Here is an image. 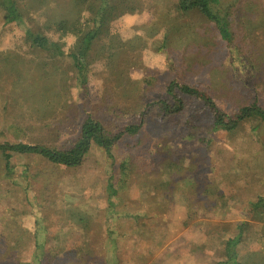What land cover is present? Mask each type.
<instances>
[{"label": "rangeland", "instance_id": "1", "mask_svg": "<svg viewBox=\"0 0 264 264\" xmlns=\"http://www.w3.org/2000/svg\"><path fill=\"white\" fill-rule=\"evenodd\" d=\"M142 1L144 9L113 24L112 33L121 41L119 52L112 57L110 66L100 62L93 68L88 94L76 90L71 79L72 68L65 61H39L37 64L42 58L27 52L28 46L24 44L26 23L4 22L0 17V56L5 51L13 52L19 70L0 76V148L5 147L0 149V253L4 251L6 236L20 226L24 238L37 234L41 242L48 241L43 249L47 254L44 263L53 264L56 261V258L53 261L56 255L52 250L53 235L60 231L67 240L66 249L73 255L77 249L73 248L81 244L78 226L83 225L88 228L89 246L94 253L89 264H214L222 261L223 243L237 234V225L252 223L249 204L259 196L264 197V171L257 168L248 178L244 165L248 158H254L264 166V148L256 140L264 141V124L259 122L246 123L244 129L235 134L229 133L224 123L211 138L209 136V142L185 143L174 138L162 143L159 127L146 125L150 138L138 151H133L142 173L160 169L162 160L169 156L183 154L189 157L185 165L191 167V172L186 175L191 181L188 193L197 191L205 200L207 190L216 188L220 192L217 196L208 195L205 204L196 205V213L188 227L182 225L185 207L180 212L171 210L170 214L164 215L168 226L161 246L138 241L130 231L116 246L106 237L105 216L109 200L116 199L111 198L107 190L109 168L114 167L118 178L121 159L131 151L127 135L114 142L109 151L95 146L78 168L54 165L37 152H28L31 146L38 144H58L68 148L73 125L83 124L89 115L113 133L128 125H139L144 119L140 112L143 107L160 98L170 100L166 90L173 81L217 95L222 112L233 114L256 98L264 104V86H254L260 74L264 77V18L261 19L264 11L242 12L245 17L241 23L233 25V46L237 52L239 48L241 55L261 62L259 71L257 68L251 70L256 74L254 83L250 71L231 64L233 50L222 41L213 23L196 13L180 14L175 9L176 0ZM261 4L264 5V0ZM262 21V27H258ZM241 60L247 62L245 57ZM2 65L5 70L9 68L4 66L5 63ZM55 77L59 78V85L68 89L64 96L67 105L62 103L56 107L57 113L69 115L64 125L50 110L54 97L48 91L47 98L41 97ZM23 95L28 102L22 101ZM125 105L132 110L123 115L119 109ZM36 109L52 116L40 121ZM133 109L138 113L133 114ZM195 110L191 104L185 114L170 120L168 125L170 128L178 125L179 129ZM49 122L51 127L59 125L62 137L48 136L50 131L47 134L42 125ZM43 137L47 138L42 140ZM248 143L252 152L245 151ZM15 144L24 145L26 150L17 152L12 148ZM161 147H167V150L159 156ZM132 177L134 180L128 188L121 189L127 205L142 201V190L137 187L135 173ZM116 178L113 183L117 186ZM160 193L162 195L164 191ZM147 207L142 204L138 210L143 213ZM19 232L15 230L13 235L20 236ZM255 232L260 238L246 242L242 247V258L264 264V231L258 229ZM28 245L23 252L22 264L30 261L35 250L33 242ZM0 264L20 263L5 261Z\"/></svg>", "mask_w": 264, "mask_h": 264}, {"label": "trees", "instance_id": "2", "mask_svg": "<svg viewBox=\"0 0 264 264\" xmlns=\"http://www.w3.org/2000/svg\"><path fill=\"white\" fill-rule=\"evenodd\" d=\"M142 9H144L142 0H0V17L4 22L18 21V23L28 25L24 44L28 46L27 52H32L37 58H42L43 61L37 60V64H40L39 61L43 63H47L49 60L51 63L65 61L68 67L72 68L71 79L74 87L86 94L89 93L90 76L94 74L93 68L100 62L110 66L112 57L119 52L118 45L121 44V41L112 33L113 24L124 16L136 14ZM175 9L182 15L196 13L213 23L219 31L222 41L231 46L228 47L233 50L232 65L238 64L250 72L261 66V62L259 63L247 55H241L240 49L238 48L239 52H237L233 46L235 38L233 25L241 23V19L245 17V15H241L242 12L252 14L259 9L263 12L264 5L261 4V0H176ZM263 18L261 19L263 20ZM251 21L252 19L249 23ZM262 24L263 21L259 23L258 27H262ZM241 57L246 58L247 66ZM14 58L16 56L13 52L5 51L2 53L0 56V76L4 72V75L19 72L16 66L17 60ZM3 63H5V67L9 66V68L5 70ZM250 75L255 83L256 74L251 72ZM260 75L261 77L254 84L256 88L259 85L264 86V77L262 74ZM60 80L62 84L63 78L61 77ZM67 90L65 86L59 85V78L55 77L53 84H48L44 89L45 94L41 96L43 99L47 98L46 91H48L50 96L54 97L52 100L53 108L50 107V110L55 112L53 116L55 119H59L58 122L63 125L69 115L62 116V112L57 113L56 107L62 103L67 105L64 99ZM166 94L170 100L160 98L141 109L140 112L144 119L139 125H128L122 131L113 133L105 128L100 121L89 115L83 124L73 125L74 128L70 130L72 131V138L68 148H63L58 144H38L28 149V152H37L40 157L54 165L78 168L85 163L95 146L109 151L112 144L123 136L127 135L130 138L128 147L131 151L121 159L118 167V178L115 176L114 167L109 168L107 190L110 192V197L114 196L116 199L109 200V208L105 216L106 237L114 246L118 244L120 239H126L128 231L138 241L147 245L154 243L161 246L164 244L168 226L167 221L163 218L164 215L170 214L171 210L180 212L185 207V218L182 225L188 227L196 213V205L205 204L208 195L217 196L220 194L218 189L211 188L207 190L206 195L201 193L207 198L204 200L197 191L188 193V186H191L189 183L191 181L187 179L186 175L187 172H191V167L185 165L187 164L186 160L189 161V157L183 154L180 156L172 155L163 159L160 169L155 170L157 173L154 170H151V173L148 171L142 173L141 165L138 166L135 160L136 153L133 151H138L137 149L150 138L149 129L146 128L147 124L159 127L162 143L168 142L171 138L180 143L187 141L209 142V136L211 138V135L221 129L220 125L224 123L227 125L229 133L232 134L238 130H243L246 123L259 122L264 124V104L263 101L260 102L259 98H256L248 106L240 107L237 112L232 114L222 112L218 105L220 102L217 95H210L186 84L173 81L168 84ZM22 98V101L28 102L26 95H23ZM191 104L196 107V110L186 117L179 129L178 125L175 124L170 128L168 122L185 114ZM39 109H36V112L40 121L52 116L50 113L39 112L41 111ZM119 110H122L124 115L132 109L125 105L123 109ZM132 113L137 114L138 112L133 109ZM50 125V122L42 125L43 129L47 130V134L50 131L48 136L62 137L59 125L54 127ZM44 138L47 137H43L42 140ZM256 140L261 148H264V141L259 138ZM250 147L249 143L246 144L245 151L252 152L249 151L252 148ZM12 148L21 153L26 150L25 146L21 144L12 145ZM0 149H5V147ZM166 150L167 147H161L159 151L157 150V154L160 156V153L166 152ZM262 157L264 158V153ZM244 167L247 168L246 175L248 178L252 177L253 171L257 168L264 171V166L254 158L250 160L248 158ZM181 171L183 172L180 173ZM133 173L137 177V187L142 190V201H133L132 204L127 205L124 204L125 196L121 189L128 188L131 181L134 180ZM115 178L118 187L113 183ZM174 184L179 185L174 187ZM161 190L164 191L162 195L159 194ZM210 200L215 201L214 199ZM142 204L148 207L145 212L140 213ZM127 208L132 212L128 211ZM249 209L252 223L243 222L237 225V234L223 243L222 261L214 264H255L251 260H243L242 247L246 242H253L260 238L256 237L255 231L258 229L264 231V197L259 196L256 201L251 202ZM256 225H258V229H255L254 226ZM14 226H11L9 231ZM78 229L81 231V244L73 248H77L73 255L70 250L66 249L67 240L63 238L62 233L59 231L53 235L52 250L56 254L53 256V261L56 258L53 264H89L94 253L89 246L90 241L86 233L88 228L80 225ZM15 230L20 231V236L13 235ZM23 236L24 232L20 226H17L11 234L6 236L4 251L0 253V263L14 261L22 264L24 262L22 260L23 252L29 246L28 242H33L35 250L27 264H46L44 259L47 254L43 249L48 241L42 240L41 242L37 234L33 237L24 238ZM22 246L24 247L22 248ZM86 246L87 250H85ZM16 251H19V254H16Z\"/></svg>", "mask_w": 264, "mask_h": 264}]
</instances>
